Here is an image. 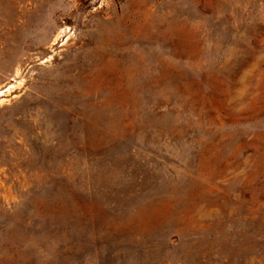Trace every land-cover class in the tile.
<instances>
[{
	"label": "rangeland",
	"instance_id": "1",
	"mask_svg": "<svg viewBox=\"0 0 264 264\" xmlns=\"http://www.w3.org/2000/svg\"><path fill=\"white\" fill-rule=\"evenodd\" d=\"M1 90L0 264H264V0H0Z\"/></svg>",
	"mask_w": 264,
	"mask_h": 264
},
{
	"label": "bare ground",
	"instance_id": "2",
	"mask_svg": "<svg viewBox=\"0 0 264 264\" xmlns=\"http://www.w3.org/2000/svg\"><path fill=\"white\" fill-rule=\"evenodd\" d=\"M10 87H12V86H10ZM8 89H9V88H8ZM2 94H3V90L0 91V95H2Z\"/></svg>",
	"mask_w": 264,
	"mask_h": 264
},
{
	"label": "trees",
	"instance_id": "3",
	"mask_svg": "<svg viewBox=\"0 0 264 264\" xmlns=\"http://www.w3.org/2000/svg\"><path fill=\"white\" fill-rule=\"evenodd\" d=\"M115 1H122V0H115Z\"/></svg>",
	"mask_w": 264,
	"mask_h": 264
}]
</instances>
